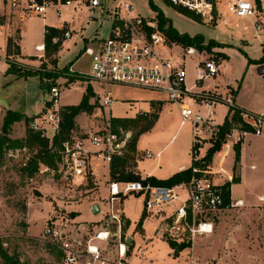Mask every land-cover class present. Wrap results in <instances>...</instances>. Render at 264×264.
I'll return each mask as SVG.
<instances>
[{"label": "rangeland", "instance_id": "obj_1", "mask_svg": "<svg viewBox=\"0 0 264 264\" xmlns=\"http://www.w3.org/2000/svg\"><path fill=\"white\" fill-rule=\"evenodd\" d=\"M127 1L134 5L136 12L140 15L155 18L157 11L152 8L150 4L152 2L180 33H188L192 36L198 33L203 34L206 45L211 39L215 41L211 48H199L194 55L187 56L188 76L186 81L189 86L194 84L196 65L203 58L212 57L224 60V68L221 75L217 76L216 82L223 87H228V85L231 87L224 92L209 87L201 89L202 94H209L225 103H228L224 99L225 97L231 98V103L217 105L216 119L219 123L225 120L227 105L229 108L237 106L235 103L236 96L242 104L258 111L264 110V75L259 74L257 68L248 63V57L256 59L251 56L258 54L254 52L255 47L263 45L264 32L256 30L251 20L230 16L225 11L221 18L222 22L209 24L186 16L166 0ZM5 8L4 0H0V21L3 22L11 18L12 15L7 13L8 9ZM100 13L101 11L98 9L96 14L99 15ZM90 20L94 30L92 34L85 36L89 39L90 44V40L93 38L106 39L110 36L112 23L109 19L103 23L91 18ZM17 27L19 28V23H14L13 29ZM96 31L98 34L94 35ZM21 35L23 54L26 55L27 59H30L31 56L38 53L35 45L44 41L43 20L38 16L31 15V13L28 14L22 19ZM15 36H19V32L15 33ZM54 40L58 42V49L56 50L53 44L46 46L44 55L36 57L39 60L38 65L32 66L30 65L32 63L17 59L13 61L17 73L6 74L7 62L5 61L3 35L0 29V103L3 106L32 112L38 109L44 96L46 94L48 96L50 89L48 92L47 89L51 83L60 88L61 109L65 106L79 104L90 87L94 93L104 94L107 87L103 88L100 83L92 81L90 77L84 74L90 70V56L81 55L75 66L78 71L72 70L71 65H69L85 49L86 42L84 39L65 40L63 33H59ZM187 47L189 46H184V48ZM174 51L180 56L181 48L176 47ZM54 55H58L59 65L63 67H59L58 62L56 67L51 63V60L55 58ZM43 63L47 65L46 68L54 70L56 74L48 82V86L45 85V89L41 87L38 77H30L27 80L15 78L23 77L19 73L24 70L40 68ZM233 86L240 87L238 95V89ZM77 87L79 89H72ZM127 88L129 87L125 86L122 90ZM112 94L117 99L116 94L114 92ZM148 94L158 98H167V95L161 92L151 91ZM92 100L93 98L90 99V102L94 104L95 101ZM119 100L116 108L112 111L113 115H127L123 100ZM167 103V108L158 117L151 131L144 133L140 138L138 155L140 160H144L142 169H147L157 163L155 156H146L147 151L154 155L158 150L165 147L159 160L163 173L169 171L171 162L191 153V127L185 125L179 128L181 119L179 109L175 103ZM160 105V102L154 103V109L148 113L155 112L156 109L160 108ZM171 107L173 109H170ZM7 111L5 110L0 117V135L3 132V123ZM127 112L130 114L131 109H127ZM112 117L106 112L105 106H100L98 102L93 112H81L76 117V125L71 135L86 136L99 128L108 127ZM23 121H17L11 125L9 137L20 139L26 136L27 124ZM132 133V131L122 130L121 137L130 140ZM215 139L216 137L205 139L196 145L198 151L201 147L198 154L200 155L199 160L212 167H217L223 150L228 148L224 139L220 148L212 155L211 160L207 161L208 151L214 145ZM51 145L52 142L50 141ZM232 148L231 152L235 160V145ZM192 154L194 157L195 154ZM230 154L226 159L225 167L232 172L234 180L239 175V165L235 171V161L232 165ZM32 155L33 153L28 151L27 153L21 152L18 157L7 154L0 166V241H2L4 248L10 254L18 256L20 262L24 264H60V254L42 239L46 224L57 223L67 229L75 230L78 228L75 218L79 212L76 211L78 207L74 208L73 205L76 206L86 200H98L103 210L98 217L93 216L86 209V202L79 206L81 207V214L78 220L87 223L84 226L85 229L79 232L87 241L98 230L104 227L108 228L111 231V237L106 241L108 243L104 247L115 252L119 242V237L115 234L118 230L114 223L105 220V212L109 209L106 201L108 190L104 185L108 177L107 174L100 175L102 179L100 190H98V185L93 183L90 185L89 180L87 181L89 184L86 183V185L79 182L70 184L63 182L60 173L52 168L46 170L44 164L40 165L39 171L32 178H29L22 175V168L24 167L23 162L26 160L25 157ZM133 163L134 160L130 159L128 169L135 171ZM240 171L242 180L232 186V194L235 199L233 200L234 204L238 198L243 200V204L224 209L214 217L215 242H192V237L187 233L182 235L179 241L169 235L161 237L163 240L173 241L177 244L189 243V248L195 244V249L184 250L179 256L175 255L167 242L156 237L157 221L155 217L149 216L144 210V198L136 194H130L124 198L122 207L128 218L124 215L125 224L123 228L126 229L121 231V240L127 241V237L130 235L135 237L134 246L132 244L128 248L129 263L187 264V255L194 254L199 258V264H264V137L255 135L246 137ZM224 183L226 185L228 181H224ZM92 193L94 195H90ZM181 195L185 196V193L181 192ZM98 219L101 220L97 221ZM167 221L172 222V219ZM141 223L143 224L141 225ZM237 225L239 228H236ZM206 250L213 252L206 253ZM0 264H4L1 257Z\"/></svg>", "mask_w": 264, "mask_h": 264}, {"label": "built area", "instance_id": "obj_2", "mask_svg": "<svg viewBox=\"0 0 264 264\" xmlns=\"http://www.w3.org/2000/svg\"><path fill=\"white\" fill-rule=\"evenodd\" d=\"M174 7L183 8L201 17L209 24L222 22L223 12L230 16L251 20L256 30L264 32V0H169ZM84 2L90 12V18L100 23L109 19L112 23L110 36L106 39H89L81 55L90 56V70L86 76L100 83L105 88L111 85L128 86L143 90L165 93V101L179 106L181 125L190 124L193 134V151L195 162L192 165L193 175L190 180L175 186H157L143 181L108 182L106 201L109 209L105 220L116 225L119 242L115 252L105 249L111 237V231L104 227L85 241L79 231L67 229L57 223H47L43 231V240L62 253L60 264H130L128 261L127 241L121 240V231L125 224L123 199L130 194L144 198L145 211L158 220L156 233L181 239L188 234L192 242L198 235L212 234L214 217L224 209L242 205L243 200H236L230 206H224V181L233 182V174L225 167V162L233 149L232 146L243 141L247 135L264 137V114L242 111L245 126L234 124L226 134L224 141L228 145L221 155L217 167L200 161L198 142L215 138L223 123L217 121V105L225 103L201 91L188 87L186 78L188 70L186 58L197 52L195 46H184L172 42L159 27L156 18H148L136 12L132 3L127 0H4L13 9H20L24 14L45 15L50 8ZM100 9L101 13L96 14ZM98 34V33H97ZM96 34V35H97ZM66 38L73 37V31L64 33ZM181 48L180 60L174 57V48ZM45 45L37 46L44 50ZM220 59L206 57L199 64V79L214 78L220 72ZM73 70V68H71ZM82 73V72H80ZM83 74V73H82ZM100 106L114 102L110 90L104 94L96 92L93 97ZM225 104L232 102L225 97ZM229 106V105H227ZM4 113L0 103V117ZM30 128L41 133V136L53 143L54 137L61 130V91L58 86L50 89L45 107L31 117ZM108 127L99 128L86 136L71 135L58 149L59 162L56 171L63 182L72 183L77 177L89 178L92 173L93 159L110 164L115 156L123 155L128 138H122L113 131L111 122ZM248 126V128H247ZM28 149L10 148L5 152L18 157ZM153 155L147 151V157ZM23 165L28 163L29 156ZM199 160V161H198ZM197 161V162H196ZM51 168L46 166V170ZM55 170V169H53ZM185 193V196L181 195ZM179 202L170 212L168 207ZM172 219V222H168ZM108 224V223H107ZM108 250V251H107ZM194 254L187 255V264H199Z\"/></svg>", "mask_w": 264, "mask_h": 264}, {"label": "trees", "instance_id": "obj_3", "mask_svg": "<svg viewBox=\"0 0 264 264\" xmlns=\"http://www.w3.org/2000/svg\"><path fill=\"white\" fill-rule=\"evenodd\" d=\"M169 4L170 1L166 0ZM152 8L157 11L156 18L159 21V27L162 31H164L168 37V39L172 42L180 44L182 46H193L197 49L203 48H211L215 41L211 39L209 43L205 44V36L203 34H195L190 35L188 33H180L177 29H175L168 18L164 15V13L155 6L152 2H150ZM176 9L185 14L186 16L193 18L197 21H201V17L196 15L195 13L188 11L183 8ZM61 33L59 30L47 27L45 33V46H49L53 44L54 48L58 49V42H55L56 36ZM21 54V47L18 43L14 41L12 37L8 38L7 41V62L9 64V68L7 69L6 74H13L17 73L16 66L14 65L16 61V57ZM81 55V53H80ZM15 59V60H12ZM58 60L57 58H53L51 63L56 67ZM248 63L250 64H264V43L262 45V55L258 59H251L248 57ZM72 65V63L70 64ZM46 64H42L40 68H29L28 70H24L22 72H18L21 76L27 78L31 76H39L41 87L45 85L48 86V82L55 77V72L52 69L46 68ZM54 86L51 83V86L47 89H51ZM240 88V87H239ZM237 90V94L239 91ZM96 93H94L93 89L90 87L88 88V93L83 96L82 100L79 104L65 106L61 109V116H62V123H61V130L60 132L54 137L53 143L50 146V141L41 136V133L38 131H34L30 128L29 124L32 120L31 117L26 116L20 111L15 110H8L6 116L4 118L3 123V132L0 135V166L2 165V161L4 159V155L7 149L10 148H24L28 149V152H32L33 155L29 157L28 163L26 166L22 168V175L32 178L40 169V165L44 164L52 169H58V162H59V154L58 149L62 146V143L70 138L72 130L75 128L76 125V117L81 112H93L95 107L98 105V101L94 104L90 102V99L95 97ZM159 109H156L155 112L152 113H139L135 117H112L110 119L113 131H116L119 135H121V131H132V135L130 140L126 143V151H124L123 155L115 156L112 160L111 167H110V175L112 180L116 181H143L144 183H151L152 185L157 186H175L183 181H188L191 179L193 172H192V165H194V161L192 162L191 166L180 170L179 172L173 174L167 179H158L155 176H150L145 179L141 177L139 173L134 170H129V160L133 159L134 163L133 166H136V151H137V143L139 137L152 129L155 122L158 119ZM242 109L238 106H231L229 108L228 114L225 117L223 124L220 126L219 132L216 136L214 141V145L208 151V160L210 161L212 155L216 150H218L221 146V143L226 139V134L230 131L231 127L234 124L241 123L244 126L243 118H242ZM25 120L27 124L26 128V136L20 139H13L9 137L8 133L11 128V125L17 121ZM248 128V126H247ZM241 145L242 141L235 144V166L234 170L238 168L241 158ZM127 152V153H125ZM90 185H92L91 177L88 178ZM240 182V177L237 176L234 178L233 183ZM231 182H228L223 187V196H224V206H230L232 203L231 197ZM143 222V221H141ZM143 223H141L142 225ZM126 229V228H123ZM170 247L175 250V255H179L181 251L188 248L190 246L189 243H182L177 244L173 241L168 242ZM56 252L60 254V258H62V253L58 250L54 249ZM0 257L4 261V264H24L20 262L18 256L14 254H10L6 248H4L2 241H0Z\"/></svg>", "mask_w": 264, "mask_h": 264}, {"label": "crops", "instance_id": "obj_4", "mask_svg": "<svg viewBox=\"0 0 264 264\" xmlns=\"http://www.w3.org/2000/svg\"><path fill=\"white\" fill-rule=\"evenodd\" d=\"M5 6H6L5 9H8L7 13H11L12 14L11 18L6 19L4 22L0 21V29H1V33L3 35L4 53H5V61L6 62H7V41H8L9 37H12L14 39V41L16 43H18L20 45V47H21V54L18 55L16 57V59H19V60L24 61V62L32 63L30 65L36 66L39 63L38 62L39 60L36 59V57H38V56L41 57L42 55H44V52L46 50V46H45L44 50H37V46H40V45H43V44L45 45V33H46V30H47V27H52V28H55V29L59 30L61 33H63V36H64L65 40L84 39L85 42H87V40H88V38L85 37V36L92 34L93 30H94L93 23L90 20V12H89V10H88V8H87V6H86V4L84 2H75L72 5H63V6H61L59 8V11L57 10V8H50L44 16L43 15L33 14L34 16H38V18L43 20L44 41L43 42H38L35 45V49H36V51L38 53H36L35 55L31 56L30 59H27L25 57L26 55L23 54V49H22V45H21V40H22L21 22H22V19H24L28 14H24L20 9H13L10 6H7V4H5ZM68 15H69V17H68ZM12 19H13V21H12ZM14 23H19V28L17 27L16 29H13V24ZM68 30H72L73 31V37H71V38H66L65 37L64 33L66 31H68ZM18 32H19V36L16 37L15 33H18ZM97 33H98V31H96L94 33V35H96ZM254 52L258 53V54L255 55V56H251V57L256 58V59L260 58L261 55H262V46L261 47H255L254 48ZM173 53H174V57L176 58V60H180V57H179L178 53H176L174 50H173ZM80 57H81V55H79L74 61L69 63V65L72 63L71 67L73 69H75L76 71H78V70L75 68V66H76L77 62L79 61ZM55 58L58 59V55L55 56ZM219 59L222 62V68H221V72H222V70L224 68V60L222 58H219ZM200 62L197 63V65H196V81L194 82L193 85L189 86L187 84L188 87L191 88V90L196 92V91H201L202 88L209 87V88L217 89V90H219L221 92H224V91L228 90L229 87H231L230 85H228V87H223L222 85H219L216 82V78H217V76H219V74L221 75V72L214 78H206L204 80L203 79H199V71H200L199 70V64H200ZM58 65H59V62H58ZM252 65L255 66L257 68V70H258L259 67L262 64H259V65L252 64ZM59 67H63V66L59 65ZM8 68H9V64L7 62V69ZM258 72H259V70H258ZM259 74H261V73L259 72ZM262 75H264V74H262ZM33 77H38V79L40 80L39 76H31V78H33ZM15 78L27 80L30 77H27V78L15 77ZM115 87H117V90H115ZM123 87H125V86L116 85V86H107V88H105L107 90H110V93H111L112 97H113V94H112L113 92L117 96V99H116V97H113L114 102L112 104H110L108 106H105L106 112L109 115L113 116V117H135L139 113L152 111V109H154L153 108V104L157 103V102L161 103V105H160L161 110L159 111V116H158V117H160V115L164 112V109L167 108V104L168 103L165 101V99L158 98V97H155L153 95L148 94V93H151V91H149V90H143V89H138V88H130V87L125 89V90H122ZM233 87H236V86H233ZM236 88L238 89V87H236ZM72 89L76 90V89H79V87L72 88ZM82 91H83V89H82ZM83 92H82V95H83ZM47 98H48V96L46 94L44 96V99L40 101L38 109H36V110H34L32 112H28L26 110L12 109L10 107L3 106V105L2 106H3L4 111L5 110L20 111V112H22L23 114H25L28 117H33L35 114H37L38 112H40V111H42L44 109L45 102H46ZM118 98L123 100L124 105H125L124 110H126L127 115H116V116L113 115L112 111L114 110V108H116L117 102L120 101ZM92 101L94 102L95 99L93 98ZM235 103H236V105L238 107H240L241 109H243V110H245L247 112L257 113V114H264V110L258 111V110H255L253 107H249V106L244 105L241 102H239L238 101V96L235 97ZM73 105H76V104H73ZM176 106H177V109H179V106L177 104H176ZM226 107H227V110H226V115H227L228 111H229V106H226ZM132 108H134V109H132ZM127 109H131V113L130 114L127 112ZM168 109H169V107H168ZM170 109H173V107H171ZM216 109H217V107H216ZM179 112H180V110H179ZM217 114H218V109H217ZM226 115H225V117H226ZM23 122L25 123V120ZM185 125H189L191 127V125L188 124V123L185 124ZM185 125H181V119H180L179 128H181V127H183ZM250 135H252V134H250ZM250 135H247V136H250ZM141 136L139 137V140H138V143H137L136 166L134 167V169H135V171L137 173H139L141 175V177L143 179H145L147 177H150V176H155L158 179H167L170 176H172L173 174L179 172L180 170L186 169V168L191 166V164L193 162V154H192V151H193V134H192V128H191V141H192V143H191V146H192L191 153H189L188 156H183V157L179 158L178 160L171 162L170 163V168H168L169 171L168 172L165 171L164 173H163L162 166L160 165V161L159 160H160V157L162 156V151L165 149V147H163L160 150H158V152H160L161 154H160L159 157L155 156V158H157V163L156 164L150 166L147 169L146 168L142 169V164H143L144 160H140L139 159V155H138V152H139V141H140ZM246 137L242 141V145H241V158H240V163H239V175H238L240 177V181L242 180V175H241V171H240V165L242 164V161H243L244 142L246 140ZM259 137H263V136H259ZM230 153H231L230 156L232 158V165H233V163H234L233 161H235V160H234V158L232 156V152H230ZM156 154H154V155H156ZM91 166H92V173H91L90 177L92 179V183L95 184V185H98V190H100V187H101L100 181L102 180L100 178V175L107 174L108 177L105 180L104 185H105V187L108 190V182L110 180H112L111 177H110V164L104 163V162H102L100 160L93 159L92 162H91ZM252 167H255V166L252 165ZM168 169H166V170H168ZM87 181H88V178L80 176V177H77L73 182L74 183L79 182L81 184H85L86 185V183L89 184ZM231 183H232V185H231V197H232V203H233V200H235V199H234L233 194H232V186L234 184H236V183H233V182H231ZM90 195H94V194L92 193ZM261 198H263V197H261ZM238 199L242 200L241 198H238ZM238 199H236V200H238ZM84 202H86V204H87L86 205V209L93 216L98 217V216H100V214H102L103 210H102L101 204L99 203L98 200H86ZM83 203H81V204H83ZM94 203H98L99 206H100L101 212L99 214H94L92 212V206H93ZM178 203L179 202H176L175 204H173L172 207L171 206L168 207V211L170 212L175 206L178 205ZM81 204H77L76 206L73 205L74 208L78 207L76 209V211L79 212V214L75 218V222L78 223V227L79 228L85 229L84 226H86L87 223L78 220V218H79V216L81 214V207H79ZM101 219H98L97 221H99ZM156 221H157V225H158V220L156 219ZM93 222H95V221H93ZM236 228H239V226L237 225ZM214 229H215V226H214ZM156 237L157 238H161V236L158 235V234L156 235ZM214 238H215L214 232L212 234H202V235H198L193 242H215ZM163 241L168 243V241H166V240H163ZM220 241L223 242L222 240H220ZM134 242H135L134 235H130V236L127 237V243L129 244V246L132 245V244L134 246ZM190 248L195 249V244H193V247H190ZM190 248L188 247V249H184V250H190ZM184 250L181 251L179 254L184 252ZM172 251L175 252L174 249H172ZM205 252L206 253H212L213 251L212 250H206ZM177 256H179V255H177Z\"/></svg>", "mask_w": 264, "mask_h": 264}, {"label": "water", "instance_id": "obj_5", "mask_svg": "<svg viewBox=\"0 0 264 264\" xmlns=\"http://www.w3.org/2000/svg\"><path fill=\"white\" fill-rule=\"evenodd\" d=\"M258 70H259V72H260L261 74H264V64L261 65V66L259 67ZM92 212H93L94 214H99V213L101 212V209H100V206H99L98 203H94V204H93V206H92Z\"/></svg>", "mask_w": 264, "mask_h": 264}, {"label": "bare ground", "instance_id": "obj_6", "mask_svg": "<svg viewBox=\"0 0 264 264\" xmlns=\"http://www.w3.org/2000/svg\"><path fill=\"white\" fill-rule=\"evenodd\" d=\"M241 204H243V202Z\"/></svg>", "mask_w": 264, "mask_h": 264}]
</instances>
